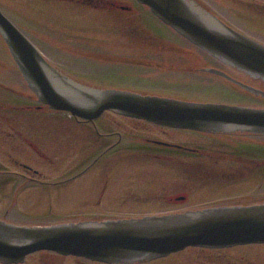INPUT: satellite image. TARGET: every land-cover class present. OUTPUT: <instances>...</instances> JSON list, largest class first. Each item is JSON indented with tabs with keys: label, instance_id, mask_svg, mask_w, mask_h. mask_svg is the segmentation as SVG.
<instances>
[{
	"label": "flooded vegetation",
	"instance_id": "1",
	"mask_svg": "<svg viewBox=\"0 0 264 264\" xmlns=\"http://www.w3.org/2000/svg\"><path fill=\"white\" fill-rule=\"evenodd\" d=\"M188 1L226 27L264 45L259 39L264 36V0ZM26 2L37 5L35 11L46 10L49 15L62 8L91 11V14L103 15L106 22L113 20L114 24L126 26L120 28L123 34L139 32L135 25L138 20L141 22V17L147 19L145 14H148L144 11L147 7L136 0ZM30 15L28 13L26 18L31 19ZM68 16L73 25L72 19H77L75 13ZM60 17L57 13L42 25L26 27V31L38 36L74 31L67 23L62 25ZM12 22L27 35L14 19ZM148 24L153 27L150 19ZM188 44L131 45L132 49L127 51L135 54H119L131 59L117 61L149 68V74L156 75L149 79L154 81L149 85L151 92L142 91L143 74L132 75L127 87L97 86L100 81L124 78L116 72L95 70L100 66L85 59L86 53L93 50L86 51L83 46L58 48L57 56L61 61L53 66L75 84L90 89H123L177 100L264 108L263 80L214 59L198 48L208 59H192L187 49L191 44ZM120 51L124 50L112 51V55ZM93 53L89 56L97 55ZM173 56L180 59H169ZM74 66L77 70L67 71ZM86 67L91 71L80 72ZM171 77L174 81L167 80ZM22 84L24 88L20 91L0 81L4 97L0 100V221L17 226H48L136 217L110 212L159 215L264 203L262 131L194 130L152 123L113 111L88 122L52 109L40 101L24 80ZM207 94L210 96H204ZM193 95L196 96L191 98ZM63 115L73 123L62 122ZM113 115L121 118V122L114 121ZM0 264L110 263L42 251L27 256L20 263ZM133 264H264V244L188 247Z\"/></svg>",
	"mask_w": 264,
	"mask_h": 264
},
{
	"label": "water",
	"instance_id": "2",
	"mask_svg": "<svg viewBox=\"0 0 264 264\" xmlns=\"http://www.w3.org/2000/svg\"><path fill=\"white\" fill-rule=\"evenodd\" d=\"M136 1L214 59L264 81V45L226 27L188 0ZM0 36L25 82L52 109L85 121H94L109 110L172 127L264 132V108L191 102L75 84L44 58L1 9ZM249 244H264V203L51 226L27 227L0 221V261L4 263H19L32 253L52 251L110 264H133L187 247Z\"/></svg>",
	"mask_w": 264,
	"mask_h": 264
},
{
	"label": "rangeland",
	"instance_id": "3",
	"mask_svg": "<svg viewBox=\"0 0 264 264\" xmlns=\"http://www.w3.org/2000/svg\"><path fill=\"white\" fill-rule=\"evenodd\" d=\"M0 3L1 10L4 12L5 15L8 17L10 16L11 19L15 20L21 28L25 30L27 33V36L33 40L34 44L38 46L45 57L50 61L52 65H56L57 62H60L61 60L57 56V53L59 52L58 48H62L63 46H70V45H79V47H84L86 51L94 52V54L97 53V55L90 57V52H87V57H85L86 61L100 66V68H95V70H99L100 72H116L118 76H121L124 79H118L117 78H111L107 79L105 81H100L97 86L99 87H108V86H125L129 85L130 78L133 76H138L139 74H143V77L140 78L142 80V91L151 92L149 85L151 83H154L153 80H149L151 78H156V75H150L149 71L150 69H146L141 66H134L130 65L124 62H119L117 60L126 61L131 58L128 57H122L119 56V54H135V52H129L127 50H131V45H138V44H188V42L184 39H182L179 35L172 32L171 30L167 29L166 27H163L161 22L156 18L151 17L149 9L145 8V12L148 14L147 19L142 20L144 17H141V22H139L135 25L137 26L140 31L137 33H130L123 34V31L120 28H126V26H119L117 24H114L111 20V22H106L105 17L100 14H91V11L87 10H81V9H58L56 12L61 15L60 19L62 25H64V22L67 23L74 29V31L65 30L64 33L60 32L59 34H52L47 36H38V35H31L26 31V27L28 26H34L39 24H44V20L48 19L50 20V17H52L55 14L49 15L46 14L45 11H35L34 7L37 6L34 3H29L24 1H13V0H1ZM29 1V0H27ZM19 12V15H12V12ZM75 13L77 19H72L73 22H75L72 25V22H70L69 19V13ZM143 12V11H142ZM31 14V19L26 18L27 14ZM144 15V16H145ZM65 16V17H63ZM149 17V18H148ZM148 19H150V23L153 25V27H150L148 24ZM56 25V27H59L57 24H51ZM67 26V25H66ZM130 24H128L127 28H129ZM150 28L151 31L148 30ZM158 32H156V31ZM122 31V32H121ZM57 32V31H56ZM260 40L264 42V36L259 37ZM122 45H127V47H121ZM189 45V44H188ZM75 48V47H74ZM76 49V48H75ZM82 49V48H81ZM190 53L192 55V59H208L207 55L200 54L199 50L195 47L190 45L189 48ZM117 50H124L117 52L116 55H112V51ZM139 57V56H138ZM169 59H180V57H170ZM76 58H73V61H75ZM81 60V59H80ZM72 61V62H73ZM58 64V63H57ZM109 67V68H104ZM128 67V68H127ZM57 68V67H56ZM67 69V71L71 70H77L74 67ZM91 71L88 70V68H82L80 69V72ZM132 72V74H131ZM78 74V73H76ZM133 75V76H132ZM153 76V77H152ZM102 80V79H101ZM168 81H174L171 78H167ZM0 81L8 86L13 87L16 90L22 91L24 88L22 82V77L20 75V72L18 71L17 66L13 62L12 58L9 56L8 51L6 50L1 38H0ZM2 91L0 90V100L4 97L1 96ZM196 95L191 96V98H194ZM206 97H209L210 95H204ZM60 119V118H59ZM58 119V122H60ZM113 120L117 122H121V118L118 116L113 115ZM62 122L65 123H73L72 120L66 116L63 115ZM96 214V213H94ZM110 214H116V215H122V216H142V215H149L152 214L150 212H114Z\"/></svg>",
	"mask_w": 264,
	"mask_h": 264
}]
</instances>
